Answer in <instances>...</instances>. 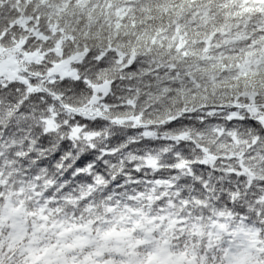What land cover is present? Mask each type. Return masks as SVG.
Here are the masks:
<instances>
[{
	"label": "snow or ice",
	"instance_id": "6c2138e0",
	"mask_svg": "<svg viewBox=\"0 0 264 264\" xmlns=\"http://www.w3.org/2000/svg\"><path fill=\"white\" fill-rule=\"evenodd\" d=\"M0 264H264V0H0Z\"/></svg>",
	"mask_w": 264,
	"mask_h": 264
}]
</instances>
